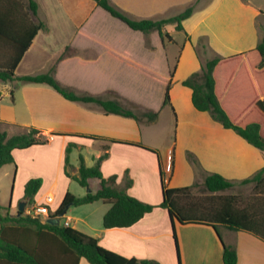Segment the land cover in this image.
I'll return each mask as SVG.
<instances>
[{
	"label": "crops",
	"instance_id": "obj_1",
	"mask_svg": "<svg viewBox=\"0 0 264 264\" xmlns=\"http://www.w3.org/2000/svg\"><path fill=\"white\" fill-rule=\"evenodd\" d=\"M59 1L61 3L71 2L70 0ZM114 1L123 8V11L126 10L134 14L135 19H161L173 16L184 10L192 2V0ZM75 2L80 8L76 28L79 24V27L82 26L81 28H83L82 21L84 20L87 24L92 12L98 5L94 0H76ZM200 2L201 4L195 7L193 13L182 21L183 30H176L174 24L165 26L164 31L170 34L172 40L165 39L164 42L161 41L160 47L129 45L98 47L96 49L82 46L75 53L78 54L80 51L81 55L59 60V65L69 63L76 68L85 67L87 68L85 73H90L89 78L84 80L86 75L82 71V79L74 82L75 89L82 92L79 94H91L104 99H115L125 105L126 103L122 102L121 98L109 96L107 95L108 92L117 91L118 95L127 97L134 103H139L138 98H136L139 95L136 96L131 93L128 86L134 84L131 83L132 80H138L144 91H147V83L150 78L151 82H158L164 94L169 69L174 68L169 93L170 104L177 117L176 138L175 142L166 149L160 165H158L157 159L158 172L159 166L163 172L162 178L160 177L161 199L150 198L147 191L155 193L156 186L152 185V180H142L139 175H136L128 157L125 159V153H117L115 156L123 163V168H130L132 171L133 184L127 189V192L151 204L161 202L162 183L166 187L191 185L198 179L203 180L207 173L212 172L219 173L233 182H239L264 167V151L250 144L233 129L225 128L221 123L214 120L207 111L196 109L191 99V88L182 84L186 77L200 70L202 63L214 55L228 56L255 47L260 36L255 25L258 10L240 0H200ZM87 3L90 8L86 11L84 6ZM226 13H229L228 18L225 16ZM31 19L33 20L32 16ZM174 30L184 34V44H182L180 50L176 49L174 59H170L167 44L177 45L172 33ZM39 33L40 31L24 52L15 70L19 67L25 54L35 44ZM133 33L140 35L142 32L134 30ZM88 34L91 39H95L97 36L100 37L99 33L95 34L93 31ZM202 37H206L208 48L204 55L200 56L195 50V44ZM4 49H6L4 45L0 44V55L2 53L7 55L8 50L4 51ZM2 67L0 61V68ZM181 70L184 74L178 75ZM157 71L159 72L158 75L156 74ZM161 72H164V74ZM7 83L8 81L0 80V85L5 90L9 88ZM34 85L27 86V90L44 89L41 84L35 83ZM1 92L2 90H0V96ZM25 95L27 96V93ZM25 100L26 103H30L27 98ZM46 111L50 113V109H46ZM57 112L60 116L57 123L45 120L47 123L44 127H38L51 134L47 143L49 144L55 138H62V145L65 148L69 142H73L75 144L73 147L80 149L96 142L98 151L94 158L95 161L102 153L107 152V157L101 163V171L104 176L115 173V171L106 170L111 157L114 155V148L121 149L132 146L136 150H145L141 146L126 143V141L137 142L141 140L140 125L138 126V122L133 119L123 118L116 114H105L97 104L85 102L70 101L68 104L60 102ZM52 132H59L60 134H52ZM76 133L82 135L94 134L98 137L89 138L74 135ZM111 138L121 141L113 142L110 140ZM187 150L198 160L201 166L199 173L194 165L187 160L186 154H184ZM134 163L141 166L145 164L143 160H134ZM77 169L78 167H74L72 175L77 173ZM117 183L119 185L122 183V173L118 175ZM47 193L53 194L55 201V194L52 191L44 193L41 196L43 199L40 198V200L36 198V194L35 200L43 201ZM168 216L166 208L155 207L129 227L106 229L102 225L89 223L85 226L93 231L89 234L96 237L102 246L124 256L152 258L158 260L161 264H178L177 257L175 259L169 242H162V239L169 238L171 233L169 225L171 219ZM71 220L72 218L68 216L63 225L67 222V226H71ZM173 226L178 237L180 264H223L222 241L226 244L235 245L237 252L236 264H264V240L248 231H233L223 228L221 241L213 226L209 224H182L173 219ZM83 260L86 259L81 257L78 264H85Z\"/></svg>",
	"mask_w": 264,
	"mask_h": 264
},
{
	"label": "trees",
	"instance_id": "obj_2",
	"mask_svg": "<svg viewBox=\"0 0 264 264\" xmlns=\"http://www.w3.org/2000/svg\"><path fill=\"white\" fill-rule=\"evenodd\" d=\"M94 1L132 30L144 34L157 31L161 41L172 40L170 34L164 31L166 25L174 24L176 30H183L182 21L188 18L195 8L194 5H189L178 14L161 19H135L109 0ZM38 7L36 0H26V3L21 0H0V44L8 50L3 67L0 68V80L7 82L17 79L26 83L46 84L68 101L97 104L105 114L131 117L137 121L140 117H145L147 122L157 118L158 110H147L138 114L118 100L75 92L55 77L54 65L43 73L16 75V66L36 34L48 30L46 22L31 19V16L37 15ZM63 57L62 53L58 60ZM173 74L174 68L169 72L162 105L170 104L169 92ZM182 84L191 88V99L196 109L207 111L225 128L233 129L250 144L264 151V34L253 48L228 56L217 54L207 59L202 63L200 70L191 73ZM82 136L98 137L94 134ZM110 140L121 141L116 138ZM47 142L48 138L43 137L42 130L36 126H29L26 131L11 136L0 129V167L14 161L12 155L14 149H26ZM126 143L145 147L140 142ZM74 145L73 142H69L65 148L66 165ZM188 156L195 169L200 171L198 160L191 152ZM106 157L107 152H104L93 165L88 166L80 155L77 173L70 176L65 170L67 176L81 186L89 187V190L83 196L66 191L59 205L48 217L59 220V214L66 206L103 200L109 207L103 214L102 226L108 229L129 227L155 207L166 208L171 219L178 264L180 258L173 219L182 224L212 225L221 241L218 225L233 231L245 230L264 240V167L239 182L228 180L216 172L207 173L203 178V188L210 194L198 198L192 194L197 182L177 187H166L162 183L161 202L151 204L127 192L133 184L132 178L125 179L123 186L118 187L116 173L108 176L102 174L101 163ZM157 159L160 165L158 155ZM159 172L162 178L160 166ZM92 180H98L95 191L90 186ZM236 183L252 184L253 194L250 199H242L237 194L218 193L232 188ZM41 185L40 177L29 178L24 184L23 199L26 198L27 203H32ZM0 210H5L0 211V264H78L81 257L89 264H161L156 259L124 256L102 246L96 237L74 227L61 225L60 222L56 225L47 222L46 218H32L21 215L18 211L12 213L9 205L6 207L0 205ZM222 244L223 264H236L235 245L223 241Z\"/></svg>",
	"mask_w": 264,
	"mask_h": 264
},
{
	"label": "rangeland",
	"instance_id": "obj_3",
	"mask_svg": "<svg viewBox=\"0 0 264 264\" xmlns=\"http://www.w3.org/2000/svg\"><path fill=\"white\" fill-rule=\"evenodd\" d=\"M21 1L26 3V0ZM36 1L38 2L39 7L37 15L32 16L33 21L42 20L46 22L49 27L48 30L42 32L40 31L35 40V44L29 49L28 53L25 54L19 67L15 70V74L18 76L43 73L48 71L50 67L54 65L55 77L63 85L70 87L77 93H80V90L75 89L74 82L82 79V71L86 75L84 76V80L89 78L90 73H85L87 71V68L85 67L76 68L69 63L59 65L60 63L58 57L60 54H64L63 58L81 55L80 51L78 54L75 53L77 52V49L82 46L96 49L98 47L129 45L146 46L151 48L161 46V39L157 31H153L148 34L141 33L140 35H135V33H133L134 30L129 28L119 19L111 16L99 6H97L92 12L87 24L84 20V22L82 21L81 25L83 24V28H81L82 26L79 27L80 24L76 28V21L78 20L77 16H80V8L78 7L77 2H75L76 0H70V3L69 1L61 3L59 0ZM109 1L123 11V8L119 4L115 3L114 0ZM240 1L258 10L255 18V25L258 29L260 38L264 34V0ZM200 4V0H192L189 5H194L196 7ZM88 5L89 4L87 3L84 6L86 11L90 8ZM226 7L229 9L228 5ZM123 12L127 13L128 16L135 18L134 14H131L126 10ZM228 15L229 13H226L225 16L228 18ZM91 31L95 34L99 33L100 37L97 36V38L91 39L88 34L91 33ZM172 33L174 34L177 45L167 44L170 59H174L176 49L180 50L182 44H184V34L182 32L174 30ZM191 43L193 44V42ZM207 48L208 44L206 37L200 38L195 44V50L200 56L204 55ZM6 50L7 49H4V51ZM5 56L6 53H2V55H0V61L2 64ZM170 70L171 69H169V72ZM161 73L164 74V72ZM156 74L158 75L159 72L157 71ZM183 74V70L178 73V75ZM131 83L134 84L130 87L128 86L129 91L136 96L137 94L139 95V97H136L138 98L139 103H134L131 99L118 95L117 91L108 92L107 95L121 98L122 102L126 103V105L123 103L126 107L133 109L138 114L147 110H158V116L152 122H147L145 117H140V120L137 121L134 118L122 116L123 118L133 119L138 122L137 125H140L141 129V140L137 142L144 145L145 147L141 148L145 150H136L132 146H127L121 149L117 147V149L114 148V155L111 157L106 170L109 169L111 171H115L118 175H121L122 173V183L120 185L116 183L118 187H122L125 179L131 178L132 171L130 168H123V163L115 158V156L117 153H125V159L128 157V160L130 161L129 163L136 175H139L142 180H152V185L154 187L156 186L155 193L147 191L150 198L161 199L160 176L156 155L159 156L161 161L166 149L175 142L177 117L172 110L171 104L162 105L163 91L161 89L162 87H159L158 82H151L149 78L147 91H144L138 80H132ZM7 84L9 87L7 90L0 85V90H2L0 96V129L5 131L8 136L24 132L29 126L42 128L49 120L52 121V123H57V120L60 117L57 112L59 103H70V101H65L61 95L46 84H41V86H44V89H38L35 91L31 89L27 90V86H35V83H26L16 79L11 82L8 81ZM25 93H27V96ZM25 97L30 101V103H26ZM30 104H32L31 107ZM46 109H50V113H48ZM42 134L45 138L49 139V137H51V134L44 132L43 130ZM97 151L98 148L96 142H94L93 145L83 146L80 149L73 147L69 153V162L66 165L64 160L66 151L65 146L62 145V138H55L49 144H38L26 149H14L12 151L14 161L0 167V205L4 207L9 205L11 212L16 213L18 203L21 200H24V184L32 177H40L42 179V185L36 196L38 200H40V198L43 199L41 196L48 191H52L55 194V201L51 204V208L56 209L66 191H69L76 196L85 195L88 192L89 187L81 186L70 176L74 171V167H78L79 165L80 155L83 156L85 163L88 166H91L94 164V158L96 157L95 155ZM184 154H186V158L189 161L188 154H190V151L187 150ZM134 160H143L145 164L141 166L138 163H134ZM65 170L70 176L65 174ZM196 171L198 173L200 172L199 170ZM196 182L197 186L192 189V194L195 198L210 194L203 188V180L198 179ZM90 186L91 189L95 191L98 187V180H92ZM218 193L237 194L240 195L242 199L247 200L251 198L253 189L252 184L236 183L232 188ZM107 207L108 204H106L103 200H98L88 204L71 205L67 208L63 215L59 216V222L63 225L67 217L70 216L72 218L70 222L71 226L74 225L73 227L76 229L90 235L89 233H92L93 231L89 230L85 225L87 223L92 225H102V215ZM4 211L5 210H2L1 212ZM169 225L171 231L170 236L169 238L167 237L166 239H162V242H169L170 248L172 249L176 259V250L172 237L171 223ZM218 229L220 233H223L222 226L218 225ZM83 262H85V264H89L87 260H83Z\"/></svg>",
	"mask_w": 264,
	"mask_h": 264
},
{
	"label": "built area",
	"instance_id": "obj_4",
	"mask_svg": "<svg viewBox=\"0 0 264 264\" xmlns=\"http://www.w3.org/2000/svg\"><path fill=\"white\" fill-rule=\"evenodd\" d=\"M54 202V196L51 193H47L44 196L43 201L34 200L32 203H26L23 215L32 217V218H47L55 208H51V204ZM67 226V222L65 223Z\"/></svg>",
	"mask_w": 264,
	"mask_h": 264
},
{
	"label": "water",
	"instance_id": "obj_5",
	"mask_svg": "<svg viewBox=\"0 0 264 264\" xmlns=\"http://www.w3.org/2000/svg\"><path fill=\"white\" fill-rule=\"evenodd\" d=\"M26 200H27V199L24 198V200H21V201L18 203L17 211H18L21 215H23V211H24L25 205H26V203H27ZM68 207H69V206H66V207L62 210V212L59 214V216L63 215V214L66 212V210H67ZM46 221L49 222V223H51V224H56V225L59 224V220H58V219H55L54 217H47V218H46Z\"/></svg>",
	"mask_w": 264,
	"mask_h": 264
}]
</instances>
